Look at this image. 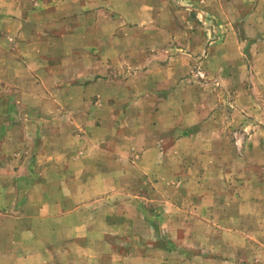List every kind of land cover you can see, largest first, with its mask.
Returning a JSON list of instances; mask_svg holds the SVG:
<instances>
[{
  "label": "crops",
  "instance_id": "1",
  "mask_svg": "<svg viewBox=\"0 0 264 264\" xmlns=\"http://www.w3.org/2000/svg\"><path fill=\"white\" fill-rule=\"evenodd\" d=\"M90 2L98 3L99 7H91ZM176 2L190 12L186 20L181 10L168 8V0H0V97H6L4 87L12 86L19 97L46 100L56 97L60 104L68 105L73 76L144 77L153 85L138 96L143 98L147 114L154 113L156 118L161 114L170 116V122L163 128L172 131L174 138L170 144L175 148L179 149L185 139L193 140L195 131L202 129L213 131L211 140L216 144L228 139L225 130L235 128L242 133L251 129L256 160L264 163V0ZM157 3L164 8L158 9ZM116 4L126 5L127 13L113 12ZM168 18L172 20L167 21ZM73 19L80 24L73 26ZM91 20L93 24L88 27ZM123 52L135 58L128 57L120 65L116 58ZM73 65H79L80 69L73 71ZM156 77H163L158 89L167 84V77H176L175 90L166 86L157 91ZM183 77H193L194 82L201 83L196 91L202 100L201 108L192 111L199 117L196 124L185 121L192 103L185 101ZM43 81L55 82L54 91L43 86ZM172 92L174 104L169 103ZM222 104L224 110L219 108ZM45 109L35 107L25 111L34 114L35 130L41 129L43 123L51 124L49 128L53 130L67 128L70 112L54 103ZM206 114L223 115L224 120L203 124ZM235 122L239 124L236 126ZM15 127L23 129L24 125L19 122ZM146 138L143 144L151 145ZM159 141L167 144L162 138ZM64 156L68 164L81 160ZM86 172L81 168L79 176L87 177ZM259 176L264 179V173ZM60 204L47 202L37 207L55 210ZM255 205L264 210V201ZM61 207L68 209L70 205ZM23 208L18 202L0 207V264H104L103 252L87 250L88 235L64 233L65 214H53L52 230L46 236L35 229V221L43 217L39 213L25 215L17 211ZM239 210H243L242 203ZM181 221L180 216L172 218L171 228L178 227V223L181 226ZM256 222L257 232L231 234L222 253L210 247L200 248L198 235L196 241L193 233L195 248L186 250L180 228L164 234H140V249L130 246L118 264H264L263 213ZM147 224L150 225L148 221ZM235 224L230 227H236L237 231L239 227ZM155 239L158 247L152 245ZM251 242L256 243L254 250Z\"/></svg>",
  "mask_w": 264,
  "mask_h": 264
},
{
  "label": "rangeland",
  "instance_id": "2",
  "mask_svg": "<svg viewBox=\"0 0 264 264\" xmlns=\"http://www.w3.org/2000/svg\"><path fill=\"white\" fill-rule=\"evenodd\" d=\"M168 1V8L181 10L184 20L191 16L176 0ZM90 4L93 8L99 7L98 3ZM117 5L113 6V12L127 13L126 5ZM156 7L164 8L158 3ZM77 24L80 22L73 19V26ZM125 52L116 58L120 65L128 57L135 58ZM93 61L95 58L90 62ZM78 66L73 65V71H78ZM156 78L157 91L166 86L175 90L176 77H167L169 81L161 89L158 86L163 77ZM183 78L185 101L192 103L185 121L196 124L199 117L192 111L201 108L202 100L196 93L201 83L194 82L193 77ZM45 81L43 86L54 91L55 82ZM70 84L68 105L60 104L55 96L47 100L19 97L12 86L4 87L6 97H0V207L18 202L24 206L18 212L39 213L44 219L35 221V229L46 236L52 230L53 214H65L64 233L88 235L87 250L103 252L104 264L121 262L130 246L140 249L138 235L144 233L164 234L180 228L186 250L196 244L192 242L193 233L196 241L198 235L200 248L210 247L222 253L231 234L257 232L256 220L264 214L255 205L264 201V179L259 176L264 173V163L256 160L251 129L242 133L235 128L225 130L228 139L220 144L211 140L213 131L202 129L195 131L193 140L185 139L177 149L170 144L174 138L172 131L163 128L170 122V116L161 114L156 118L154 113L147 114L146 104L138 96L153 85L144 77L73 76ZM174 97L172 92L169 103H175ZM53 103L70 112L67 128L53 130L49 128L51 124L43 123L41 129L35 130L34 114H25V111L35 107L48 109ZM219 108L224 110L225 106L222 104ZM202 119L203 124L224 120L223 115L211 114ZM19 122L24 125L23 129L15 127ZM135 136L140 139L134 140ZM145 137L151 145L143 144ZM160 138L167 144L159 141ZM63 155L81 160L68 164ZM81 168L87 171V177L79 176ZM47 202L61 204L55 210H38V204ZM61 205H70V208L63 209ZM175 216L182 218L181 226L178 223V227L171 228V219ZM230 224L238 225L239 230ZM96 237L101 239L95 240ZM156 242L158 239L152 245L158 247L160 244ZM255 244L249 243L252 250Z\"/></svg>",
  "mask_w": 264,
  "mask_h": 264
}]
</instances>
